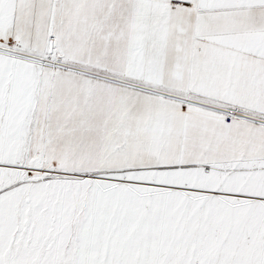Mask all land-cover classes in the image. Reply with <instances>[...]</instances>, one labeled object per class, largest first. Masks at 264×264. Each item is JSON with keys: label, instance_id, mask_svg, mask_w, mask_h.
<instances>
[{"label": "snow or ice", "instance_id": "1", "mask_svg": "<svg viewBox=\"0 0 264 264\" xmlns=\"http://www.w3.org/2000/svg\"><path fill=\"white\" fill-rule=\"evenodd\" d=\"M0 264H264V0H0Z\"/></svg>", "mask_w": 264, "mask_h": 264}]
</instances>
